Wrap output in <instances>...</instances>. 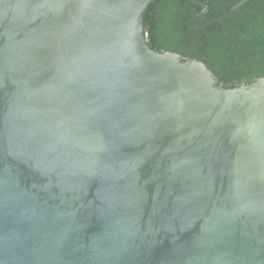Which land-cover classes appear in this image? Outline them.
I'll return each instance as SVG.
<instances>
[{
    "label": "water",
    "instance_id": "1",
    "mask_svg": "<svg viewBox=\"0 0 264 264\" xmlns=\"http://www.w3.org/2000/svg\"><path fill=\"white\" fill-rule=\"evenodd\" d=\"M153 1L0 0V264H264V76L153 49Z\"/></svg>",
    "mask_w": 264,
    "mask_h": 264
},
{
    "label": "trees",
    "instance_id": "2",
    "mask_svg": "<svg viewBox=\"0 0 264 264\" xmlns=\"http://www.w3.org/2000/svg\"><path fill=\"white\" fill-rule=\"evenodd\" d=\"M217 16L240 0H204ZM202 9L188 0H154L143 13L148 44L157 51L197 57L216 74L218 83L237 86L264 76V0H249L221 21L190 28Z\"/></svg>",
    "mask_w": 264,
    "mask_h": 264
}]
</instances>
